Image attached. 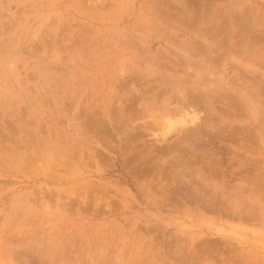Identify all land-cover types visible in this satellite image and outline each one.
<instances>
[{"label": "rangeland", "instance_id": "374dc122", "mask_svg": "<svg viewBox=\"0 0 264 264\" xmlns=\"http://www.w3.org/2000/svg\"><path fill=\"white\" fill-rule=\"evenodd\" d=\"M210 263L264 264V0H0V264Z\"/></svg>", "mask_w": 264, "mask_h": 264}, {"label": "bare ground", "instance_id": "6f19581e", "mask_svg": "<svg viewBox=\"0 0 264 264\" xmlns=\"http://www.w3.org/2000/svg\"><path fill=\"white\" fill-rule=\"evenodd\" d=\"M189 109V108H188ZM178 111V110H177ZM194 111V110H193ZM179 112H183L184 114H188L189 115V113L187 112V110L185 109V108H183V109H181L180 108V110H179ZM193 115V114H192ZM190 116H191V114H190ZM178 117H180V116H178ZM179 120V119H178ZM179 123H180V125L183 127V128H185L186 126H194L195 127V122L194 121H190V122H186L185 121V119H184V116H182L181 117V119L179 120ZM181 127V128H182ZM191 127V128H192ZM190 128V127H189ZM192 129H194V128H192ZM193 131V130H192ZM170 149V148H169ZM194 156V155H193ZM180 164V163H179ZM196 175H197V177H199L200 179L203 177V173H202V171H201V169L199 168V169H197L196 170ZM197 250V249H196ZM209 256V255H208ZM211 264V263H210Z\"/></svg>", "mask_w": 264, "mask_h": 264}]
</instances>
